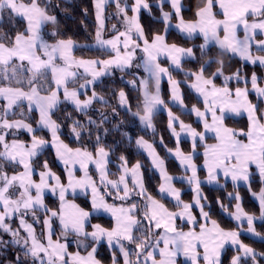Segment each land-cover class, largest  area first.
Returning <instances> with one entry per match:
<instances>
[{
  "label": "snow or ice",
  "instance_id": "1",
  "mask_svg": "<svg viewBox=\"0 0 264 264\" xmlns=\"http://www.w3.org/2000/svg\"><path fill=\"white\" fill-rule=\"evenodd\" d=\"M165 2L166 0H161V15L166 32L172 13L163 11L162 5ZM105 3L106 0H96L97 20L100 24L96 43L102 48H110L114 55H110L108 59L86 60L73 56V49L77 45L72 39H54L49 42L44 38V25L48 22L55 24L56 17L48 14L46 6H41V0H29L27 3L24 0H0V23H3L5 12L11 19L20 16L26 21L24 30L14 36L8 33L0 34V232L11 237V241L0 238V245L7 246L11 243L20 248L24 259L17 255L15 264H28L29 260L31 264H101L95 257L94 245L105 237L110 248L114 243L119 247L124 264H178V257L181 255L190 261V264H200L201 260L203 264H223V250L226 245L231 244L237 254L232 256L230 264H248L249 259L252 264H259L264 260V253H257L239 239L245 222L248 232L260 235L254 227L257 217L243 210L239 203V194L234 197L230 194V198L237 201L235 212L229 213L236 221L237 228L226 230L216 220L211 219L210 211H205V206L201 203L203 197L199 190L200 181L197 178V165L193 163V154H186L179 143L181 133H187L192 138L194 152L197 140L203 143L206 133L211 132L216 143L204 144L203 153L209 181L216 180L219 171L226 177L230 176L233 182L247 181L250 175L249 167L255 164L264 184V116L258 117V104L248 99L247 86L237 87L234 92L228 87L230 80L243 79L247 85L248 79L241 76L239 70L231 76H224L222 59L218 61L220 67L211 76L206 77L204 74L206 67L211 64L210 60L205 61L198 72L186 74L195 78L191 87L203 97L204 110L193 105L190 111L203 122L205 132H199L191 125L185 124L168 110V127L177 138L175 149H168V152L176 157L185 172L191 171L187 181L195 185L194 205L200 209V220H203V223L192 215L193 204L185 203L181 199V191L174 187L175 178L167 173L164 159L158 155L153 145L142 137L136 140V144L148 150L153 166L160 171L162 182L158 192L173 198L179 211H170L164 203L147 191L140 174L142 165L139 162L129 168L126 158L121 156L119 159L122 161L123 174L118 180H109L106 165L111 150L98 146L93 154L87 148L73 149L61 140V125L52 118L60 102L61 89L64 100L70 101L76 111L87 115V110L94 102L104 103V100L98 96L94 87L91 96L82 100L81 90L86 93L99 77L108 75L112 68L122 72L133 66L143 68L145 76L134 78L129 83L141 91L144 97L143 113L137 112L134 115L146 128L154 130L153 115L165 104L160 96L162 77H168L172 100L179 102L183 107L180 82L172 78L169 67L161 66L159 58L165 56L176 69H182V59H194L195 50L175 43L169 44L165 34L155 33L149 40L138 20L142 8L150 9L146 0H134L130 7L127 0H115L117 15H122L126 29L117 31L113 25V31L117 34L111 39H103L102 14ZM170 3L178 20L176 28L188 37L197 32L203 36L201 55L206 54L205 50L214 42L222 53L239 55L242 60L253 64L258 62L264 66V54H252L253 45L264 53V39H257L258 33L264 35V0H205L203 6L197 9L196 19L193 21H186L181 16V0H170ZM217 5L222 12V19H218L213 11ZM129 10L132 12L131 16H128ZM240 26H243V38L238 36ZM58 35L55 30L51 33L52 37ZM137 50L143 53V58L141 63L134 65ZM79 69H83V72ZM221 76L224 77V85L218 87L215 79ZM81 79L84 82L78 87H69L70 83ZM150 87H154V91H150ZM251 88L258 99H264V87L260 85L255 73L251 77ZM119 100L121 105L127 103L123 90L119 92ZM25 107L28 114L33 110L38 111L39 120L35 127L30 122L29 115H26ZM17 108L21 109L19 118H10V114L17 115ZM241 112L247 113L248 116L249 126L246 132L241 130L238 133L225 126V119L229 114L239 115ZM209 114L211 123L208 120ZM67 118H71V114ZM104 120L106 117L102 114L101 123L97 124L89 116L88 125L99 129ZM177 125L179 132L176 131ZM84 127L80 121L74 120L71 134L80 140ZM38 128L47 129L51 133V140L37 136ZM19 131L29 134L30 141L18 139L16 132ZM9 135L13 136L11 142L8 140ZM239 137H246V141ZM96 143L100 144L99 135ZM49 145L56 150L58 159L65 165L67 184L49 169L46 160L42 165L43 170L39 172V181L33 179L34 164L44 148ZM89 163L96 166L106 194L111 195V190L114 189L115 199L122 201V206L109 204L105 196L101 195L100 188L89 175ZM76 165L83 171L82 177H76ZM18 167L22 168V171H16ZM8 168H12L11 175L7 171ZM129 174L132 177L131 188L126 180ZM77 189L84 192L91 189L92 209L111 213L115 220L113 228L105 229L99 224H94L91 225L92 231H87L91 213L66 199L69 190L74 193ZM46 190L58 196L59 209L53 210L45 205ZM133 194L140 197L143 203H127ZM254 195L260 203V217L264 218V187L260 193ZM229 207L230 205L221 203L225 212H228ZM41 210L45 214L44 231L37 236L34 225L40 222L37 213ZM29 214L32 215L31 223L27 220ZM16 218L19 219V226L13 228L11 222ZM177 218L187 220V224L191 226L188 231L177 227ZM54 219H58L61 225V237L55 240L52 227ZM198 223L199 231H196L195 225ZM209 223L211 227L208 226ZM69 236H75L77 247H84L85 250L90 246L85 241L91 238L94 242L92 250L88 251L86 256L81 255L79 251L69 252ZM123 241H127L129 245L134 244L135 248H128ZM133 255L135 259L132 258ZM113 264H119L115 255Z\"/></svg>",
  "mask_w": 264,
  "mask_h": 264
},
{
  "label": "trees",
  "instance_id": "2",
  "mask_svg": "<svg viewBox=\"0 0 264 264\" xmlns=\"http://www.w3.org/2000/svg\"><path fill=\"white\" fill-rule=\"evenodd\" d=\"M28 2L29 0H24ZM150 5V9L141 10L139 12V23L142 26L144 33L149 38H152L153 34L160 33L163 34L165 30L164 22L160 18L161 13V1L160 0H146ZM183 2V7L181 11V16L187 20H194L196 18V11L199 7L203 6L205 0H181ZM160 3V4H158ZM107 8L105 9V29L104 36H110L116 31H111L109 25L111 22L115 20L112 16H109L110 10L115 6L114 4H107ZM41 6L45 7L48 14L56 17V23L53 24L49 22L44 26L42 30V35L45 39L52 42L54 39H72L77 43V47L73 49V54L75 57L79 58H90V59H106L112 55L111 51L104 50L98 46L93 45L96 33H97V20L95 17V6L94 0H41ZM163 10L171 11V7L168 2L163 3ZM130 10L128 11V13ZM172 13V12H171ZM176 16L172 13L171 21L174 22ZM26 27V21L21 17L16 16L15 19H11L7 12L4 13L3 23H0V34L8 33L11 36H14L17 32L23 31ZM52 29V32L55 30L59 33L58 36L52 37L51 33H48V30ZM166 39L168 43H175L181 47H189L193 44V49L195 50L196 57L187 59L182 61V69L173 70L170 66V73L172 78L183 80L185 83H181L182 86V94L184 104L187 106L195 105L198 108H203L204 105L201 103V100L198 99L195 93H193L187 87L188 81L192 78L189 75H186L184 72H198L201 68V65L205 63V61H211L210 66L206 67L205 76H211L214 71L220 64L219 60H223V72L224 76H231L240 71L241 76L247 77L248 83L245 84V81L242 79L237 81L235 79L228 81V87L232 90L237 87H251V77L253 73L259 78L260 85H264V66H261L259 63H251L247 61H242L239 57L232 56L227 53H222L220 49L216 46L210 45L206 50V54L201 55L200 47L195 46L194 44L202 43L203 39L200 36L196 37H188L181 35L177 30L170 28L165 32ZM135 68V67H133ZM137 70L136 73L141 75V71L139 68H135ZM184 71V72H183ZM132 77L131 73L127 71H120L117 68H112L109 71V74L106 76L100 77L91 87V89H87L85 94H91L93 91V87L98 96L103 97L104 103L94 102L93 105L89 107L87 110V115L84 113L78 112L75 110V107L72 106L68 101H65L62 98V101L54 110L53 119L56 120L61 125L60 130V138L68 144L71 148H87L89 151L94 152L98 146L105 147L106 150H111L109 155V174L110 178H117L116 176L119 173L118 164L122 161L119 159L121 156H124L128 162V167L133 166L137 162L142 165L140 169L141 176L143 177V183L147 191L153 195L154 198L160 200L168 209L175 208V205L171 200L163 197L158 192V185L160 182V176L154 168L146 154L142 153L137 145L135 140L137 138H143L147 141H150L154 146L155 150L159 153L160 157L165 161V167L168 174H172L175 176L185 175V172L179 163L171 156L168 152V149H175L177 145V141L172 137L169 129H168V117L162 111H156L152 118V123L154 126L153 129L143 127L140 123L139 118L134 115V113H143V96L140 91L134 87L132 84L127 83L125 78ZM141 77H144L142 75ZM49 79L50 76H49ZM75 83H70L69 87L73 88ZM215 83L218 87L224 85V77H218L215 79ZM167 83L162 82L161 84V95L162 99L165 102V106H169L171 111L180 117L181 120L191 125L197 131H201L202 127L200 126V122L196 119L195 116L189 111L185 112L180 109L178 106H170L168 99V88ZM152 87H150V90ZM123 90L126 94L127 103L121 105L119 100V92ZM83 97V94H81ZM249 100L258 104L259 111L257 113L258 117L264 116V101L262 99H258L256 95L249 91ZM130 109V110H129ZM19 110L17 108L15 111L17 115L12 116L10 114V118L19 117ZM26 110V107L25 109ZM71 114V118H67ZM103 117H106L102 126L97 129L95 126L88 125V117L96 121L97 124L101 123ZM29 115L30 122L35 127L37 124V113L32 111ZM74 120L80 121L82 125H85L82 131V138L77 140L71 134V125ZM264 122V120H262ZM225 124L234 129L246 130L248 128V119L245 116L238 117H230L227 116L225 119ZM89 130L91 131V135H89ZM36 135L43 137L47 140L50 139V134L44 128H38L36 131ZM97 135L100 136V144L97 145L96 138ZM16 137L22 141H30V136L23 133H16ZM13 139V136L9 135L8 140ZM161 139H163V144H161ZM207 141H210L208 138H205ZM180 147L185 153H191V141L189 142L187 139H179ZM203 144L197 143L196 149L198 151H202ZM48 162L49 168L57 174V176L61 177V180L65 182L64 171L63 168L59 166L56 161V157L54 154V150L51 145L44 148L42 154L38 157L34 164V169L40 171L42 170V165L44 161ZM193 162L198 166L197 173L200 178H203L205 175L204 169L201 167L202 164V155L201 153H197L193 155ZM20 167L16 169L18 171ZM8 173L12 172V168L7 169ZM253 171V170H252ZM92 173L93 178L100 189L103 190L105 199L111 204H121L122 201L119 199H115V190L112 189V194L107 195L105 189L101 182L96 178ZM34 177H37V174H34ZM174 185L181 190V197L186 201L192 199V190L190 185L187 182L182 180H174ZM264 187V184L260 181L259 175L253 171L249 176L246 184H238L235 185L228 179L224 180L223 177L218 176L217 182L215 185H210L205 182L200 183V191L203 196V204L204 210L210 211L211 219L217 221V223L224 229L235 230L237 228V223L227 215L228 212H225L221 208V203L225 206H229V210L233 209V205L236 202L235 199L230 198V194L232 197L239 194L240 196V204L243 207L244 211L258 216L260 214V205L255 200V195L258 191H261V188ZM71 198L79 203L83 208L89 209V201H87L86 196L84 195H76L71 196ZM44 203L50 209H55L57 207V198H53L50 195L44 196ZM127 203H138L142 204L143 201L140 197L135 194L132 195L131 200L127 201ZM195 209V208H194ZM195 217L200 220L198 211L194 210ZM37 215L40 217V222L35 224L34 227L36 229L37 236H40L41 232L44 231L43 219L45 217L44 212L39 211ZM142 215V213H141ZM17 218L14 219L11 224L12 226L17 225ZM27 220L32 222V215L29 214ZM90 221L97 222L99 224H103L106 227H110L112 225L111 220L106 216H100L91 214ZM202 220H200L201 223ZM178 225L182 228H187L188 225L186 223L177 222ZM88 225V228H90ZM198 224L195 225V227ZM52 226H54V233L56 237H61V231L56 224V220H53ZM245 225H243V228ZM254 227L256 228V232L260 233L256 237H251L246 235L242 230L240 231L239 239L242 240L243 243L253 248L257 253H264V218L254 223ZM139 235V233H136ZM0 238L4 241H11L9 239V235L6 233L0 232ZM73 236L68 237L69 248H72L73 243L71 239ZM128 248L134 249L135 245H129L127 241L124 243ZM90 245L87 249H89L92 243H88ZM236 251L233 247H225L223 250V264H230V260L232 256L236 255ZM19 255L21 259H24L23 252L19 247L8 243L7 246L0 245V264H15L16 257ZM116 256L119 264H122V257H120L118 251L116 249L110 250L105 243H98L95 257L101 261V264H110L113 262V256ZM134 256V255H133ZM135 259V256L134 258ZM28 264H31V261H28ZM178 264H187L181 263L178 261ZM248 264H252V261L249 259ZM259 264H264V260H261Z\"/></svg>",
  "mask_w": 264,
  "mask_h": 264
},
{
  "label": "crops",
  "instance_id": "3",
  "mask_svg": "<svg viewBox=\"0 0 264 264\" xmlns=\"http://www.w3.org/2000/svg\"><path fill=\"white\" fill-rule=\"evenodd\" d=\"M161 1V0H160ZM25 2V1H24ZM29 2V1H28ZM129 2V7L131 6V4L134 2V0H127V3ZM166 2H168L169 3V5H170V7H171V3H170V0H166ZM25 3H27V2H25ZM110 3H112V4H115V0H106V3H105V7H107L108 5L107 4H110ZM95 4H96V0H94V6H95ZM105 7H104V11H105ZM141 10H147V9H141ZM95 17H96V20H97V9H96V6H95ZM163 11H165V10H163ZM165 12H167V11H165ZM168 12H172V13H174V10L172 9V7H171V11H168ZM214 12H216V14H217V18L218 19H222L223 18V16H222V12H221V10H220V8H219V6L217 5L216 6V10L214 11ZM129 14H131L132 15V12L130 11V13ZM161 14V13H160ZM175 14V13H174ZM50 15V14H49ZM130 15V16H131ZM53 16V15H52ZM102 16H103V18H104V24H105V17H104V12H103V14H102ZM20 17V16H19ZM161 18H162V15H161ZM138 19H139V15H138ZM163 19V18H162ZM196 19V18H195ZM194 19V20H195ZM187 21V20H186ZM191 21H193V20H191ZM171 22V21H170ZM49 23V22H48ZM48 23H46L45 25H47ZM178 23V20H177V18L174 20V22H171L170 24H171V28H173V29H175V30H177L181 35H183V36H187L186 34H183V33H181L180 31H179V29H177L176 28V24ZM44 25V26H45ZM105 26V25H104ZM241 27V26H240ZM239 27V30L238 31H240V38H243V29H241ZM97 28L99 29L100 28V24H99V22H98V20H97ZM116 34H113L112 36H104V28H103V30H102V37H103V39H111V38H113L114 36H115ZM201 36L202 37V39H203V36L199 33V32H197V33H194L191 37H195V36ZM221 35H222V33H221ZM258 35V37H257V39L259 38V39H264V35H262V34H257ZM239 36V35H238ZM204 41V40H203ZM75 43V45H77V43L76 42H74ZM204 43V42H203ZM93 45H96V46H98V47H100L97 43H96V38H95V41H94V43H93ZM209 45H214V46H216L215 45V43L214 42H212V43H210ZM216 47H218V46H216ZM186 48H189V47H186ZM104 49H110V48H104ZM253 49V48H252ZM111 50V49H110ZM258 50V49H257ZM74 53V52H73ZM253 55H261V54H259V53H256V54H253ZM73 56H74V54H73ZM236 56H239V55H236ZM75 57V56H74ZM76 58H78V59H82V58H79V57H76ZM108 58H110V57H107L106 59H108ZM185 58H187V57H185ZM83 59H86V60H89L90 58H83ZM95 59H99V58H95ZM183 60V59H182ZM79 71L82 73L83 72V69H79ZM50 76V75H49ZM51 78V77H50ZM100 78V77H99ZM98 78V79H99ZM89 79H91V77H89ZM97 79V80H98ZM162 79L167 83V88H168V94H169V99H168V102H169V104H170V106H174V107H179L180 109H182V110H185V111H190L191 110V107L192 106H187V105H185L184 104V102H183V107L179 104V102H176V101H173L172 100V92H171V85H170V83H169V80H168V77L167 76H164V77H162ZM163 80H161V82L163 81ZM175 80V79H174ZM194 80H195V78L194 77H192L188 82V84H189V87L191 88V91L193 92V93H195L196 94V96L203 102V97H201L196 91H195V89H193L192 87H191V84L194 82ZM176 81H178L179 82V80H176ZM78 83H76L75 84V86L74 87H78V85L80 84V83H83L84 81H83V79H81V80H79V81H77ZM160 82V87H161V83ZM53 87H54V85H53ZM91 87L92 86H90L88 89H91ZM262 87H264V85H262ZM240 88H244V87H240ZM179 89H180V83H179ZM234 90H235V88H234ZM234 90H233V92H234ZM248 90L249 91H252V88L250 87V88H248ZM152 91H154V88H153V90ZM81 92H82V94H83V97H81L80 96V99H85V98H87V96H91V94H85L84 95V90H81ZM255 95H256V93L254 92V91H252ZM180 94H181V96H182V99H183V94L181 93V90H180ZM141 95H142V93H141ZM143 96V95H142ZM161 96V95H160ZM256 97H257V95H256ZM62 98L64 99V97H63V90L61 89V92H60V102L62 101ZM248 99H249V96H248ZM143 101H144V97H143ZM59 102V103H60ZM70 104H72L70 101H68ZM26 103V102H25ZM59 103H58V105H59ZM203 105H204V103H202ZM26 105V104H25ZM57 105V106H58ZM72 106L74 107V105L72 104ZM143 107H144V103H143ZM159 110H162L165 114H166V117H168V110H171L170 109V107L169 106H165V104L163 105V106H160L159 107V109L157 110V111H159ZM201 110L203 111L204 110V107L203 108H201ZM21 111V109L19 110V112ZM25 111H27V110H25ZM34 112H36L37 113V121L39 120V113H38V111H36V110H33ZM191 112V111H190ZM192 113V112H191ZM193 114V116H195L196 117V115L194 114V113H192ZM242 115H246L245 114V112H241L239 115H236V114H229L228 116H230V117H238V116H242ZM19 117H15V118H12V119H18ZM180 118V117H179ZM169 119V118H168ZM196 119L200 122V126L202 127V129H201V131H199V132H205V129H204V127H203V122L198 118V117H196ZM181 120V119H180ZM208 120H209V123H211V115L209 114L208 115ZM183 121V120H182ZM185 124H187L186 122H184ZM167 125H168V123H167ZM248 125H249V120H248ZM142 126L144 127V125L142 124ZM225 126L226 127H228V128H231V129H233V130H235L236 132H240L241 130H239V129H234V128H232V127H230V126H227L226 124H225ZM168 129H169V127H168ZM47 130V129H46ZM48 131V130H47ZM169 131H170V133H171V135H172V132H171V130L169 129ZM176 131L177 132H179L180 131V129H179V126L177 125V127H176ZM20 132H23V131H20ZM23 133H25V134H27L26 132H23ZM48 133L50 134V139H49V141L51 140V133L48 131ZM209 133H211V132H207L206 133V136H207V134H209ZM27 135H29V134H27ZM209 135H212L213 136V138L215 139V137H214V134H209ZM172 137L174 138V140H176L177 141V138L176 137H174L173 135H172ZM138 139V138H137ZM136 139V140H137ZM179 139H187L189 142L191 141V142H193L192 141V138L187 134V133H181V135H180V137H179ZM242 139H244L245 141H246V137H243ZM12 140V139H11ZM11 140L9 141V142H11ZM136 140H135V142H136ZM145 141H147L146 139H144ZM198 141V140H197ZM148 143H150V144H152L150 141H147ZM65 143V142H64ZM198 143V142H197ZM214 143H216V140H213V141H211V142H204L203 143V147H202V151H199L198 153H201V155H202V165L203 166H201L203 169H204V171H205V175L203 176V178H200L199 177V175H198V173H197V178H198V180L200 181V183H203V182H205V183H212L213 185H215L216 184V182H217V179L216 180H214V181H209L208 180V170L204 167V162H205V157H204V144H214ZM137 145V144H136ZM70 147V146H69ZM137 147H138V149L142 152V153H144V154H146V156L148 157V159H149V161H150V164H152V158L150 157V155H149V152H148V150L147 149H145L144 147H141V146H139V145H137ZM154 147V146H153ZM53 148V147H52ZM76 148H79V147H76ZM73 149H75V148H73ZM53 150H54V154H55V157H56V161H57V163L59 164V166L61 167V168H63V171H64V177H65V182H63V183H65V184H67V181H68V177H67V172H66V168H65V165L63 164V162L61 161V160H59L58 159V157H57V155H56V150L53 148ZM157 152V151H156ZM93 154H95V151L94 152H92ZM158 153V152H157ZM191 153L193 154V152L191 151ZM187 154V153H186ZM158 155H159V153H158ZM160 156V155H159ZM171 156L176 160V162L177 163H179V161L176 159V157L174 156V155H172L171 154ZM108 161H109V157H108ZM109 163V162H108ZM108 163H107V165H106V167H107V171H108V174H109V171H110V169H109V166H108ZM194 163V162H193ZM195 164V163H194ZM121 163H119L118 164V169H119V173H118V175L116 176L117 178H110L109 176L107 177V179H109V180H118L119 179V177H120V175H122L123 173H122V171H121ZM135 165V164H134ZM179 165H180V163H179ZM196 165V164H195ZM181 166V165H180ZM132 167V166H131ZM131 167H129V168H131ZM152 167L154 168V170L156 171V173H158V175L160 176V182H159V185L161 184V182H162V180H161V175H160V171H159V169H157V168H155L154 166H153V164H152ZM184 171H185V169L183 168V167H181ZM197 168H198V166H197ZM50 169V168H49ZM250 169H252L253 171H255L254 169H253V167H251L250 166ZM42 170H43V167H42ZM42 170H40V171H42ZM51 170V169H50ZM18 171H22V168H20ZM40 171H38V170H36L35 169V171H34V174H37V177L35 178L34 177V174H33V179L35 180V181H39V179H40V177H39V172ZM52 171V170H51ZM90 171H93V174L94 173H96V178H98V180L100 181V174H99V172H98V170H97V168H96V166L94 165V164H92V163H89V165H88V172H89V175L93 178V176H92V173L90 172ZM53 172V171H52ZM220 173H218V176H221V177H223V178H225L223 175H222V171H219ZM255 172H257V173H259V170H257V171H255ZM54 174H56L55 172H53ZM12 174V172H10L9 173V175H11ZM83 171H81L80 170V168H79V165H76L75 166V175H76V177L77 178H79V177H82L83 176ZM140 174H141V172H140ZM57 175V174H56ZM170 176H172V177H174L175 179L174 180H182V181H185V182H187V184L188 185H190V188H191V190H192V199L191 200H188V201H186L185 199H183L182 197H181V199L185 202V203H192L193 204V208H192V215L193 216H195V214H194V210L196 209L197 211H198V214H199V217H200V209L198 208V207H196L195 205H194V197L196 196V192H194L193 191V189H194V185L193 184H189L188 183V181H187V177L189 176V175H191V171H187V173L185 174V175H180V176H175V175H172V174H169ZM260 175V174H259ZM217 176V177H218ZM250 176V175H249ZM142 177V176H141ZM227 178V177H226ZM225 178V179H226ZM142 179H143V177H142ZM228 179V178H227ZM93 180L95 181V178H93ZM126 180H127V182H128V184H129V187L131 188L132 187V177H131V175L129 174L127 177H126ZM229 181H231L232 183H234L235 185H238V184H246V182L248 181H244V180H239V181H237V182H233L232 180H230V179H228ZM96 182V181H95ZM97 184V183H96ZM159 185H158V188H159ZM173 185H174V181H173ZM98 186V185H97ZM99 187V186H98ZM111 186H109V188H110ZM174 187H176L175 185H174ZM121 188H122V186H121ZM177 188V187H176ZM180 190V189H179ZM200 190V189H199ZM181 191V190H180ZM100 192H101V195H104V192H103V190L102 189H100ZM78 194H80V195H84V196H86V198H87V201H89V209H85V208H83L79 203H77V202H75L72 198H71V196H76V195H78ZM200 194H201V191H200ZM45 195H50L51 197H53V198H57V207L55 208V209H53V210H57V209H59V206H60V201H59V198H58V196L57 195H53L52 193H51V191L50 190H46L45 191V193H44V196ZM162 195V194H161ZM163 197H165V198H167V199H169V200H171L172 201V203L175 205V208H173V209H169L170 211H179V209L176 207V201L173 199V198H171V197H169V196H167V195H162ZM201 196H202V194H201ZM203 197V196H202ZM66 199L68 200V201H70V202H72V203H75V204H77V205H79L81 208H83L84 210H86V211H89L91 214H95V215H100V216H106V217H108L110 220H111V223H112V225L110 226V227H106L105 225H101V224H99V223H97V222H91L90 221V217H89V222H88V225L89 224H91V225H94V224H99V225H101L103 228H105V229H111V228H113L114 226H115V220L113 219V217H112V215H111V213H107V212H103V211H94L93 209H92V205H91V200H92V194H91V189H88L87 190V192H84V191H82V190H80V189H77L74 193L71 191V190H69V192L67 193V196H66ZM255 200L257 201V203L260 205V203H259V200L256 198V196H255ZM107 201V200H106ZM108 202V201H107ZM161 202V201H160ZM109 203V202H108ZM162 203V202H161ZM201 203L203 204V201H201ZM239 203H240V201H239ZM109 204H111V203H109ZM237 204V201L234 203V207H233V209L231 210V211H228V213H227V215H229V213L230 212H235V205ZM46 205V204H45ZM117 207H119V206H122L121 204H115ZM126 206V205H125ZM242 207V206H241ZM195 208V209H194ZM243 208V207H242ZM244 210V209H243ZM42 212H43V210H41ZM206 211V210H205ZM230 216V218H232L231 217V215H229ZM255 216V215H254ZM255 217H257V219L255 220V222H257V221H259L260 219H262L261 217H260V214L258 215V216H255ZM45 218V217H44ZM18 219V218H17ZM56 220V224L58 225V227H59V229H60V231H61V225H60V222H59V220L58 219H55ZM180 222L181 224L184 222V223H186L187 224V220L186 219H184V220H181V219H179V218H177V220H176V225H177V227L178 228H181L180 227V225H178L177 224V222ZM28 222L29 223H31L29 220H28ZM236 222V221H235ZM254 222V223H255ZM201 223H203V220L201 221ZM88 225H87V231H89V232H91L92 231V227H91V225H90V228H88ZM188 225V224H187ZM245 227L244 228H242V231L246 234V235H248V236H253V237H256L257 235L256 234H254V233H250V232H248L247 231V224H246V222H245ZM19 226V219L17 220V225L16 226H12V227H14V228H17ZM44 226V225H43ZM209 227H211V224L209 223V225H208ZM53 227V229H54V226H52ZM189 227H191L190 225H188V227L187 228H183V230L184 231H188L189 230ZM55 230V229H54ZM195 230L196 231H199V223H198V225L195 227ZM229 230V229H228ZM239 236H240V234H239ZM75 237V236H74ZM57 238H60V237H56V235H55V233H54V235H53V239L55 240V239H57ZM91 240V238H89V240L88 241H90ZM241 242H242V240H240ZM63 242V241H62ZM86 242V241H85ZM73 243V246H72V248H68V251L69 252H76V251H79L80 252V254L81 255H84V256H86L87 255V252L88 251H91L92 250V247H90L89 249H87V250H85V248L84 247H80V248H78L77 247V244L73 241L72 242ZM90 243H92V245H93V243L94 242H92V241H90ZM99 243H105V245L106 246H108V248L110 249V250H114V249H116L117 251H118V253H119V255H120V257H122V264H124V257H123V255L120 253V250H119V247L114 243L113 245H112V248H110L109 247V245H108V242H107V238L105 237V238H103ZM123 243H125V241H123ZM243 243V242H242ZM245 244V243H244ZM91 245V246H92ZM97 245H98V243L97 244H95L94 246L96 247V249H97ZM229 246H231V244H228V245H226L225 247H229ZM232 247V246H231ZM201 252H202V249H201ZM257 252V251H256ZM96 253V252H95ZM157 258H158V253H157ZM97 259V258H96ZM181 261V263H187V264H190V261H188L185 257H183L182 255L180 256V257H178V261ZM110 264H113V262H111ZM200 264H203V262H202V260H201V262H200Z\"/></svg>",
  "mask_w": 264,
  "mask_h": 264
},
{
  "label": "rangeland",
  "instance_id": "4",
  "mask_svg": "<svg viewBox=\"0 0 264 264\" xmlns=\"http://www.w3.org/2000/svg\"><path fill=\"white\" fill-rule=\"evenodd\" d=\"M182 3V6H184L183 5V2H181ZM111 5H112V3H110ZM158 4H160V3H158ZM115 6L113 7V9L112 10H110V12L108 13L109 14V16H112L113 18H115V20L113 21V22H111L110 23V25H109V28H110V30L111 31H113V25H115L116 26V29H117V31H124L125 29H126V25H125V23H124V20H123V18H122V15L121 16H118L117 15V8H116V4H114ZM128 5H129V2H128ZM95 6H96V4H95ZM123 6V5H122ZM107 7H105V9H106ZM216 10V7L213 9V11H215ZM130 13V12H129ZM128 13V16H130L131 14H129ZM216 13V12H215ZM104 15H105V11H104ZM106 18V17H105ZM160 18H161V15H160ZM161 20H163L162 18H161ZM185 20H187V19H185ZM187 21H191V20H187ZM164 22V21H163ZM172 22V21H171ZM170 22V23H171ZM106 23V22H105ZM105 25V24H104ZM164 26H165V24H164ZM105 27V26H104ZM171 28V24H169V26L167 27V30L168 29H170ZM241 29H243V26H241L240 27ZM105 29V28H104ZM52 32V29H49L48 30V33H51ZM240 31H238V35L239 36H241L240 34ZM115 34H117V33H115ZM163 34H165V30H164V32H163ZM243 34H244V32H243ZM110 36H112V35H110ZM196 37V36H195ZM201 37V36H200ZM257 37H258V35H257ZM191 38H193V37H191ZM259 39V38H258ZM50 42V41H49ZM204 42V41H203ZM203 42L202 43H198V44H194L195 46H201L202 44H203ZM141 44H142V41H141ZM169 44H171V43H169ZM96 46V45H95ZM210 46V45H209ZM208 46V47H209ZM214 46V45H213ZM189 47H191V48H194L193 47V44H192V46H189ZM100 48H102V47H100ZM218 48V47H217ZM253 49H252V54H256V53H259V54H264V53H261L259 50H257L256 48H255V45H253V47H252ZM104 49V48H103ZM219 49V48H218ZM104 50H109V51H111L110 49H104ZM112 55H114L113 53H112ZM230 55H232V54H230ZM233 56V55H232ZM234 56H236V55H234ZM236 57H239L240 59H241V57L240 56H236ZM142 58H143V53L142 52H140L139 50H137V53H136V59L134 60V65L136 64V63H141V61H142ZM187 59H190V58H183V60L182 61H184V60H187ZM242 60V59H241ZM243 62L244 61H246V60H242ZM159 62L161 63V66H163V67H166L167 65L168 66H170L173 70H179V69H176V67L174 66V65H171V62L167 59V57H165V56H162V57H160L159 58ZM247 62H249V61H247ZM258 63V62H257ZM167 64V65H166ZM134 67V66H133ZM131 68V69H128V70H126L127 72H129V73H131V75H132V77H130L129 79L128 78H125L127 81V83H129V81H131V80H133L134 78H142L141 76L142 75H144L145 76V73H144V70H143V68L141 67V68H139L140 69V71L142 72L141 73V75H139V73H136L137 72V70L135 69V68ZM111 70V69H110ZM109 70V71H110ZM181 70V69H180ZM200 70V69H199ZM184 72V71H183ZM215 72V71H214ZM185 74H187V73H190L189 71L188 72H184ZM135 74V75H134ZM106 76V75H105ZM174 79V78H173ZM161 80H163V79H161ZM175 80H179V82H180V90H181V93H182V86H181V83H185L183 80H180V79H175ZM162 82H165L164 80L162 81ZM161 82V83H162ZM189 83V82H188ZM187 83V87L189 88V90H191V88L189 87V84ZM129 84H131V83H129ZM153 88L154 87H152V89L150 90V91H152L153 90ZM160 91H161V87H160ZM140 93H141V91H140ZM160 95H161V92H160ZM161 99H162V95H161ZM199 99V98H198ZM163 100V99H162ZM200 100V99H199ZM263 101H264V99H262ZM184 102V101H183ZM201 103H203L202 101H201ZM26 104V103H25ZM189 107V106H188ZM192 108V107H191ZM201 109V108H200ZM183 111H185V110H183ZM185 112H189V111H185ZM25 113H26V115H28V113H27V111H25ZM264 113V112H263ZM174 114V113H173ZM246 115H243V116H245L247 119H248V116H247V113H245ZM174 115H176V114H174ZM177 116V115H176ZM141 123V122H140ZM142 125V124H141ZM249 126V125H248ZM248 129V128H247ZM247 129L246 130H243V131H247ZM20 132V131H19ZM16 133H18V132H16ZM209 134H213V133H209ZM209 134H207V136H206V138H208L210 141H207L206 139H205V141L204 142H211V141H213V140H215L214 138H213V136L212 135H209ZM240 139H242L243 137H239ZM198 143H200L201 145L204 143H201V142H199V140L197 141ZM191 144H192V147H191V150L190 151H192L193 152V142H191ZM53 149V148H52ZM199 151L198 150H195L194 152H193V155L194 154H197ZM201 166H203L202 164H201ZM251 167H253V169L255 170V171H257L258 170V168L256 167V165L255 164H252V165H250ZM253 171H252V169H250V167H249V173H250V175H251V173H252ZM218 173H220V172H218ZM257 173V172H256ZM258 175H259V173H257ZM94 175H96V173H94ZM222 175L224 176V174L222 173ZM190 176V175H189ZM225 178H226V176H224ZM259 177H260V181H261V176L259 175ZM225 178H223L224 180H226L227 178L228 179H230V180H232L231 179V177L230 176H227V178L225 179ZM207 184H210V185H213L212 183H207ZM194 185V184H193ZM195 186V185H194ZM258 193H260V191H258L256 194H258ZM14 228V227H13ZM74 237V236H73ZM9 239L11 240V237L9 236ZM75 240H76V237H74V238H72L71 239V241L73 242H75ZM91 241V240H90ZM90 241H86L85 243L86 244H88V243H90ZM132 258H134V256L132 257Z\"/></svg>",
  "mask_w": 264,
  "mask_h": 264
}]
</instances>
